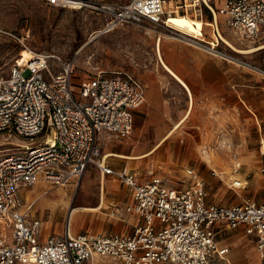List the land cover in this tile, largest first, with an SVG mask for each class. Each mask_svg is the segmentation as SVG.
Wrapping results in <instances>:
<instances>
[{
	"label": "built area",
	"instance_id": "1",
	"mask_svg": "<svg viewBox=\"0 0 264 264\" xmlns=\"http://www.w3.org/2000/svg\"><path fill=\"white\" fill-rule=\"evenodd\" d=\"M219 1L217 9L204 1L213 16V41L174 28L172 38L228 60L230 55L219 46L221 41L228 45L220 36V13L242 39L264 46V0ZM194 3L128 0L109 5L107 27L145 20L166 26L170 16L187 15ZM248 68L264 74L252 64ZM74 69L73 59L29 50L6 74L0 73V132L22 140L0 154V264H94L98 256L111 258V264H230V246L221 244L218 235L241 226L255 235L264 264V194L260 201L246 198L224 205L208 201L205 180L193 167L186 168L180 186L153 168L143 182L127 168L114 169L101 154L99 134L107 131L116 139L132 134L134 111L146 100L144 84L128 72H117L76 85ZM259 145L264 158V136ZM90 164L131 189L134 202L124 207L138 212L142 222L130 234H74L68 225L63 234L40 241L42 221L30 216L34 201L26 205L24 190L41 181L58 186L79 181ZM261 171L264 174V166ZM213 173L230 188L247 186L238 165Z\"/></svg>",
	"mask_w": 264,
	"mask_h": 264
},
{
	"label": "rangeland",
	"instance_id": "2",
	"mask_svg": "<svg viewBox=\"0 0 264 264\" xmlns=\"http://www.w3.org/2000/svg\"><path fill=\"white\" fill-rule=\"evenodd\" d=\"M127 1L84 0L85 4L76 8L69 5H53L47 0H0V73L6 74L12 64L19 61L29 50L45 51L75 61L76 85L83 79L98 74L128 72L142 78L147 88H152L154 95L163 97L167 104L163 111L170 115L169 118H162L161 108L151 115L138 114L134 130L128 138L119 142L103 133L104 137L99 139L102 152L115 145L125 146L126 153H131L130 150L134 148L152 147L158 133L159 137L163 136L179 119L178 116L185 107L181 105L179 83L164 70L157 55L159 42L161 50L166 41L186 44L166 36L174 35L173 28L145 20L139 23L126 22L102 32L111 19L106 7ZM189 1L191 4L194 2ZM207 1L215 5L216 0ZM187 15L200 20L211 18L204 1L192 7ZM173 22L185 24L182 19ZM224 31L225 37L237 49L249 50L257 45L242 39L229 29ZM219 46L228 55L264 70V48L243 53L233 50L222 41ZM215 57L228 62V67H232L238 79H241L237 87L238 93H230L232 87L228 85V106H194L188 119L162 146L152 155L140 159L138 163L132 165L127 159L117 156L109 157L106 162L114 167L128 163V167L147 178L150 176L149 171L154 168L172 182H177L184 176L183 167L191 165L198 167L202 172L210 201L236 203L248 197L260 200L264 192V177L261 174L264 158L259 152L258 144L259 138L264 135V74L258 69H250L236 62ZM240 88L244 89L243 94L247 96L241 97ZM16 142H22L20 136L0 132V154ZM202 146L211 154V165L202 153ZM233 165H238L241 172L247 176L249 184L246 188L230 189L227 183L213 173V170H229ZM101 179L98 166L93 164L79 181L71 182L65 187L70 195L69 207L82 206L85 210H100L106 207L105 202L110 206L92 217L89 212L83 215L81 224L75 225L73 233L87 229L104 233L113 229V219L110 217L113 209L111 203L116 202L118 198L114 189L117 182L105 176L101 187ZM103 187L105 202L102 207L96 209L95 207L100 205H97L99 200L101 203ZM43 189L41 184L29 187L26 189V199L29 200ZM49 189L48 194L35 202L30 213L42 222L45 221L47 232H63L68 226L66 216L69 208L66 206L65 211L60 212V203L55 201L59 200L63 191L53 184L49 185ZM218 239L221 244L230 246V264H262L255 247V235L246 233L243 227L223 231L218 235Z\"/></svg>",
	"mask_w": 264,
	"mask_h": 264
},
{
	"label": "crops",
	"instance_id": "3",
	"mask_svg": "<svg viewBox=\"0 0 264 264\" xmlns=\"http://www.w3.org/2000/svg\"><path fill=\"white\" fill-rule=\"evenodd\" d=\"M194 2H195V0H194ZM194 6H195V4H194ZM219 6H220V1L216 0L214 7L217 9ZM210 15H211V18H202L201 20L192 18V21L190 22V27H191V31L193 34L195 33L196 35L203 37L205 39H207L206 37H208L207 40L213 41V39L216 37L215 32H214V30H215L214 26L215 25L213 24L214 21H213V16H212L211 12H210ZM178 19L184 20L183 18H178ZM217 24L219 27L220 35L222 36V38L224 40H226V42L228 44H230L231 42L223 34V32H225L224 30L229 29V30L233 31L231 28L228 27V24L226 21V16L218 13L217 14ZM253 44H257L256 47H253V48H258V47H261L260 49L264 48V46H262V44H260V43H253ZM159 49H160L161 59H162L161 65L163 66V64H166L169 67L170 71L166 70L163 66L164 70L167 71V73H169L179 83V87L181 88V94H180V96L182 97L181 98V100H182L181 105H183L185 107L182 108L181 113L178 116L179 119L174 123V125L179 124L178 127L171 132V130L174 126L173 125L163 136H160V137L158 136L159 135V133H158L157 139L154 142V144L152 145V147H150L148 149H141V148L136 149V148H134L133 150H130L131 153H126L124 151V150H126V148L123 145L122 146L115 145L114 147H111L109 150L102 152V147L100 145L99 139L100 138L102 139V137H104L103 133L108 134V136L112 140L119 141V142L123 140V139H116L107 131H102L98 137L102 156L105 152H112L113 155H111V156H117V157L125 158L132 165L135 163H138V162H140V159L152 155L153 153L156 152V150L158 148H160L162 146V144L165 142V140L167 138H169L188 119V117L190 116V114L194 110V106H228V85L232 87V90H230V93L233 91H237V93H238L237 87L240 85L241 79L240 80L238 79V75H236L233 72L235 70L232 69V67H228V62H226L225 60L217 58V57H215V56H213V55H211L205 51L199 50L198 48L192 47V46L187 45V44L179 43V42L166 41L162 44V50H161V47H159L158 50ZM132 75L144 84L145 96L147 97V100H145V103L140 108H138L137 110L134 111V127H135L136 117L140 113H145V114L151 115L152 113L156 112V110H159L161 108L162 118H169L170 115L163 111L164 106H167V104L163 101L164 100L163 97H160L158 95H154L152 93L153 92L152 88L150 87L148 89L145 81L142 78H140L139 76H136L134 74H132ZM177 79H179V80H177ZM182 81L184 82V84ZM234 87H235V89H234ZM243 91H244V89L240 88L241 97L243 95L247 96V94H243L244 93ZM133 130H134V128H133ZM260 138H259V142H260ZM203 147H205V146H202L201 150ZM259 147H260V145L258 144V148ZM259 152H260V149H259ZM111 156H109V157H111ZM210 156H211V154H210ZM107 159H105V160H107ZM208 163H209V165H211L212 161L211 162L209 161ZM107 164L110 165L111 167H113L114 169H118V170L122 169V168H127L128 170L134 172L138 176V179L142 182L146 181L147 179L150 178V176L147 178V177L143 176L142 174L133 170V168L128 167V163L126 165H123L120 167H114L113 165L109 164L108 162H107ZM91 165H93V164H90L87 167L85 173L89 170ZM263 166L261 167V170H262ZM187 167L195 168L197 171L200 172L201 176L204 178L200 169L198 167L191 166V165H187L186 167H183L184 168L183 169L184 176L179 178L177 180V182L169 181L164 176H162V175L161 176L165 180H167L171 185L180 186V185H182V181L185 180V170ZM222 170L223 171H230L231 168L229 170H224V169H222ZM150 171H149V175H150ZM154 172L158 173L155 171V169H154ZM261 174L264 177V174L262 173V171H261ZM101 176H102V179L105 178V176H109V177L113 178L114 181L117 182V185L115 186L114 189H116L115 193L118 195L116 202L111 203L113 209L111 211L110 217H112L111 219H113V221H112L113 222V229L109 232H104V233L105 234H130L133 231L134 227L142 222V218L138 212H136L134 210L128 211L124 207V204H133V202H134L131 189L127 185L122 184L113 175H110V174L103 175L101 173ZM241 176L246 179L247 185H248L249 180L247 179V176L244 175L242 172H241ZM102 179H101V187L103 185ZM74 181H72V183ZM40 184L44 186V189L41 190L39 193L37 192L29 200L26 199V190H24L23 196H24L26 205L29 204L30 202H33V201L35 204V202H37L40 198H42L44 195L49 193V190H50L49 185L50 184L48 185L47 183L41 181V182L35 184L34 186H38ZM69 184H71V182ZM69 184L64 185V186H58L60 188V190H62L63 192L60 193L59 198H58L59 200L58 201L54 200V201L60 203V212H64L66 209V206H68V208L70 206L69 205L70 204V195L68 194V191H67L68 189L65 188ZM206 187H207V185H206ZM228 187H229V185H228ZM104 189H105V187H104ZM230 189L236 190L237 188H230ZM240 189H242V188H240ZM207 190H208V188H207ZM263 194H264V192H263ZM263 194H262V196H263ZM208 197H209V191H208ZM248 198H250V197H248ZM244 199H246V198H243L242 201ZM251 199L256 200V201L261 200V199L257 200L254 197H252ZM208 201L209 202H215V201H210L209 199H208ZM242 201H240V202H242ZM51 202H53V200ZM51 202H49V204H51ZM104 202H105V190H104ZM62 203H63V205H62ZM215 203H218V202H215ZM236 203H239V202H236ZM99 204H100V200H99V203L97 205H99ZM218 204L226 205V204H234V203L228 202V203H218ZM105 205H106V207H103L100 210L81 209L80 210V216H78V218L75 219L73 224L70 226L71 232L74 230V227L77 223L81 224L83 215H85L86 213L89 212V214L91 213L90 215L92 217V216H94L93 214H98L101 212L102 209H106V208L110 207V206H108V204H106V202H105ZM62 208H63V210H62ZM30 216L35 217V216H32L31 213H30ZM44 222L45 221L42 222L41 233L39 236L40 241H45L51 235H61L65 231V229H64L63 232H50L49 233L46 231V227L44 225ZM72 226H73V229H72ZM228 229H233V228H228ZM228 229L222 230L220 232V234L223 231H226ZM234 229H236V228H234ZM84 232H89L92 234L96 233V232L91 231L90 229H87ZM84 232H77L74 234L84 233ZM111 262H112V259L109 257L98 256L96 258V261L94 264H111Z\"/></svg>",
	"mask_w": 264,
	"mask_h": 264
},
{
	"label": "bare ground",
	"instance_id": "4",
	"mask_svg": "<svg viewBox=\"0 0 264 264\" xmlns=\"http://www.w3.org/2000/svg\"><path fill=\"white\" fill-rule=\"evenodd\" d=\"M201 1H206L207 2V0H195V3L194 4H196V5H199L200 4V2ZM81 7V5L80 6H76V8H80ZM178 18H183L184 20H185V24H178V23H175V22H173V20H178ZM192 21V18L191 17H189L188 15H183V14H178V15H172V16H170L169 17V19L167 20V25L166 26H168V27H171V28H174V29H176V30H180V31H182V32H184L185 34H187V35H191V34H193L192 33V31H191V27H190V22ZM111 29H113V28H109V27H106L104 30H102V32H107V31H109V30H111ZM166 36H169V37H171L172 38V35H166ZM221 36V35H220ZM221 38H222V36H221ZM223 39V38H222ZM160 40H161V36H160ZM223 41H225L226 42V40H224L223 39ZM228 44V43H227ZM229 46H231L230 44H228ZM158 46L160 47V42L158 43ZM233 46V45H232ZM231 46V48L233 49V50H235V51H237V52H243V53H251V52H255V51H257V50H259L261 47H258V48H252V49H249V50H240V49H237L236 47H232ZM158 47V48H159ZM26 53V52H25ZM157 54H158V56H159V61L161 62V64H162V59H161V53H160V49L158 50L157 49ZM228 60L229 61H232V62H236V63H238V64H241V65H244V66H250V64L248 63V62H245V61H243V60H240V59H238V58H232V56H228ZM163 66H164V68L166 69V70H168V71H170V69H169V67L166 65V64H163ZM260 71V70H259ZM176 75V74H175ZM174 76V75H173ZM178 77V76H177ZM180 78V77H179ZM177 80H179V79H177ZM183 82V81H182ZM183 84H184V82H183ZM183 119V118H182ZM181 121V120H180ZM178 125L179 124H176V125H174L173 126V128H172V130H171V132L173 131V130H175L177 127H178ZM202 153L204 154V157L207 159V161L209 162H211V156H210V153H209V151L206 149V148H203L202 149ZM111 155H113V153L112 152H105L104 154H103V158H104V160L105 159H107L109 156H111ZM103 184H104V182H103ZM103 190H104V187H103ZM104 205V191L102 192V194H101V203H100V205L99 206H97V207H95L96 209H98V208H100V207H102ZM82 209V206H71V207H69V209H68V212H67V223H68V225H69V227L73 224V222L75 221V219H77L78 218V216L80 215V210Z\"/></svg>",
	"mask_w": 264,
	"mask_h": 264
}]
</instances>
